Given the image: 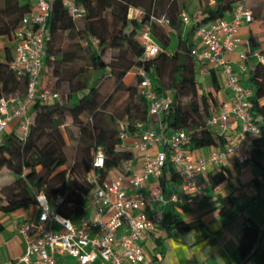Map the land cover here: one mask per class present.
<instances>
[{
    "label": "trees",
    "instance_id": "16d2710c",
    "mask_svg": "<svg viewBox=\"0 0 264 264\" xmlns=\"http://www.w3.org/2000/svg\"><path fill=\"white\" fill-rule=\"evenodd\" d=\"M240 0H205L199 16L202 20L193 23L184 33V23L180 17L184 4L180 0H76L83 9L81 20H73L63 7L61 0H52L48 31L51 40L46 49L45 69L50 68L41 82L42 90L52 81L58 88L68 85L69 93L61 103L42 104L36 102L30 106L34 117L29 137L22 141L15 131L6 134L0 142V176L5 169L11 173L13 181L0 191V213L11 214L22 209L37 206V198L45 195L49 202L62 195L64 201L56 208L58 214L78 222L89 214V201L92 192L87 175L93 166L98 152L105 157L103 177L134 159L131 151L121 148L119 128L120 119L107 112L100 90V77L108 75L115 83L114 92L125 91L129 95L126 115L121 120L129 122V133L135 132L133 124L148 122V104L139 92V81L127 84L126 78L133 73L143 55V47L138 41L142 24L129 18L131 8L144 11L147 20L151 15L166 16L171 22L172 32L154 27L153 34L163 51L148 64L152 70V80L159 93L173 92L171 109L163 117V128L167 132L186 131L190 137L192 149H206L211 146L223 147L226 140L206 127L208 116L219 107L217 97L220 91L219 76L210 70L211 85L207 95L199 97L200 82L197 78L196 63L191 56L195 45L196 31L212 21H219L229 15ZM30 5H21L19 0H0V40H12ZM254 19L257 17L253 12ZM79 38L87 42L83 48L78 44L62 48L63 35ZM176 39L172 50L171 44ZM92 40L96 46L92 45ZM5 61L0 62V99L2 97H23L27 91V79H18L10 68L11 49L6 47ZM86 52V62L82 63V54ZM108 52H115L110 61L105 60ZM62 55L61 61L52 59L53 54ZM78 60L81 64L78 65ZM77 64V65H76ZM253 95L250 99V112L261 126V135L252 141V159L263 168L264 160V65L257 64L253 77L249 80ZM169 93V92H168ZM190 98L188 104L184 99ZM64 99V97H63ZM69 114L73 125L79 129L77 154L70 170L66 153L67 140L64 135V118ZM229 175L226 172L211 176L213 187L223 184ZM166 193L174 184L181 185V178L173 165L167 161L161 178ZM264 182L255 180L258 186ZM168 191V192H167ZM169 194V193H168ZM222 213L233 210L235 202L231 197H219ZM242 236L238 246L240 263L254 250L262 234V228L254 219L242 214ZM164 227L169 231L187 233L191 226L182 219H175L172 210L166 209ZM4 230L0 223V232ZM250 262L264 264V234L257 251Z\"/></svg>",
    "mask_w": 264,
    "mask_h": 264
},
{
    "label": "built area",
    "instance_id": "2783aa9c",
    "mask_svg": "<svg viewBox=\"0 0 264 264\" xmlns=\"http://www.w3.org/2000/svg\"><path fill=\"white\" fill-rule=\"evenodd\" d=\"M73 20L83 18V9L76 0H61ZM33 7L23 17L12 36L14 52L10 68L18 79H27L25 96L0 99V136L13 126L18 137L26 141L34 117L30 106L61 103L58 91L42 90L41 75L45 70L46 49L51 40L47 25L52 0H33ZM248 0H240L232 12L219 21L201 26L195 33L191 56L195 63L207 66L223 77L231 98L222 101L206 120V127L226 140L223 147L192 149L186 131L167 132L163 117L171 109L169 93H159L152 80L148 64L160 52L161 45L154 37V27L172 32L166 16L151 15L147 20L144 11L131 8L129 18L142 24L138 41L143 55L133 72L139 81V92L148 104V122L133 124L135 132L129 133L126 120L117 122L121 148L142 154L140 171L131 172L132 161L124 162L126 172L113 177H103L105 157L98 152L87 175L92 187L87 217L77 223L58 214L56 208L64 201L62 195L52 202L45 195L37 198L41 210L36 220H26L18 229L24 243L22 256L0 264H65L68 259L75 264H142L145 261L143 242L148 233L164 224L166 209L186 202L193 205L196 195L203 192L201 178L208 173H223L230 166L246 167L252 159L253 147L249 139L261 135V126L250 112L253 90L244 83L241 72L246 64L256 58L264 65V54L241 51L239 29L254 22ZM184 25H191L190 16L182 11ZM238 53L236 63L231 59ZM236 65L238 69H236ZM235 132L234 135L232 133ZM129 137L135 139L127 145ZM181 178V185L174 186L167 194L161 185L167 161Z\"/></svg>",
    "mask_w": 264,
    "mask_h": 264
},
{
    "label": "crops",
    "instance_id": "0c3cea01",
    "mask_svg": "<svg viewBox=\"0 0 264 264\" xmlns=\"http://www.w3.org/2000/svg\"><path fill=\"white\" fill-rule=\"evenodd\" d=\"M180 1L182 4L185 3L183 11L190 16L192 21L191 25H184L183 31L185 33L191 28L193 23L203 19V17L198 14L204 7L205 0ZM210 1L213 2V0ZM19 2L21 5L29 4L30 8H32L34 4L33 0H19ZM247 5L252 12H255L257 17H255L253 23L241 25L239 29V36L242 39L240 49L245 52H260L264 54V0H248ZM1 40L3 45V58H1L2 60H0V62H4V50L8 47L10 41L8 38H3ZM194 41H196L195 37ZM176 43L177 42H175L174 47H170L172 50H174ZM73 44H78L83 48L87 47L86 41L79 38L70 39L69 33L66 32L63 35L61 47L65 49ZM92 45L96 46L94 40H92ZM13 52L14 49L11 50L12 56ZM237 58L238 53H235L231 57L235 63ZM52 59L61 61L62 55L55 53ZM77 62L78 65L81 64V60ZM257 64V59L252 58L246 64V71L241 72L244 83L250 88L249 80L253 77ZM196 66L198 68L207 67L197 63ZM207 69L208 72L202 77L205 83H201V85H208V89L202 91L203 95L209 93L211 85L209 78L210 69L208 67ZM236 69H238L237 65ZM45 71L46 74L52 73V70L49 68L45 69ZM133 77L134 72L127 76V84L133 81ZM219 79L221 88L217 97L219 103H221L222 101L229 100L231 94L224 85L223 77H219ZM12 130L13 126H10L6 134L11 133ZM234 134L235 132L232 133V135ZM64 135L66 137L65 132ZM3 136H0V142ZM134 141L135 139L133 137H129L127 145L131 147ZM252 141V138L249 139L250 145H252ZM203 152H207V149L203 150ZM141 159L142 154L138 153L135 155L130 167L131 172L140 171ZM261 164L263 168L254 161H251L244 168L238 166L228 167L226 169V173L229 175L228 179L217 187H213L210 181L211 176L215 173L210 172L203 176L201 178L203 192L196 195L193 205L182 202L178 205L169 207V210H172L173 217L175 219H182L191 226V230L184 234L176 230L169 232L163 224L159 226L156 231L148 233L143 242L145 261L142 264H239L238 246L242 236V214L254 219L260 227L264 226V182L258 186L254 184L255 180H262L263 178L264 160L261 161ZM118 172H126L124 163H122L119 168L110 171L108 177H113ZM174 186L177 185L173 184L169 188V192L167 191L169 194L173 192ZM220 196L234 199L235 205L233 210L225 214L222 213V203L219 200ZM89 212H91V209H89ZM12 215L18 217L17 212ZM0 223L4 227V230L0 232V263H6L22 256L24 253V243L18 234V229L23 223L18 222L19 224H16L17 226L12 232H6L5 230L6 226L10 227V222L7 218L4 223H2L0 219ZM65 264H75V261L68 259ZM95 264H100V262L96 261ZM247 264L254 263L249 262Z\"/></svg>",
    "mask_w": 264,
    "mask_h": 264
},
{
    "label": "rangeland",
    "instance_id": "374dc122",
    "mask_svg": "<svg viewBox=\"0 0 264 264\" xmlns=\"http://www.w3.org/2000/svg\"><path fill=\"white\" fill-rule=\"evenodd\" d=\"M175 42H176L175 39H173V43L171 47H174ZM8 47H10L11 50L13 49L11 42L8 45ZM2 51H3V45H2V40H1L0 41V60H2L1 58H3ZM114 53L115 52L106 53L105 60L109 62L111 56ZM81 57H82V63L84 64L86 62L87 53L84 52ZM195 70L197 72L198 81L200 83H205L202 77H204L205 73L208 72L207 67H203V68L196 67ZM46 71L42 73L41 81L44 80ZM209 78L211 81V76H209ZM99 83L101 84L100 90H101L103 102L104 104L107 105V112H109L116 120L123 119L126 115V109L128 105L130 104L128 93H126L125 91L114 92V89H115L114 80L111 77L109 78L107 74L102 75L100 77ZM54 84H55V81H52L49 84L48 88L52 90H57L58 92H60L64 97L63 101H65L67 94L69 93L68 85L63 83L58 88H56ZM207 89H208V85L200 84L199 97L203 96L202 91L207 90ZM168 92H169L170 98L172 99L173 92L172 91H168ZM189 101H190V98H187V99H184L182 102L184 104H188ZM116 127H118V124H116ZM64 132L66 134V139H67L66 153L68 155V164L65 166V169L70 170L75 162V158L77 154V137L79 134V129L77 126L73 125V120L69 114H67L64 118ZM13 178L14 176L11 173H9L8 170L5 169L3 175L0 176V191L4 189L7 185H9L13 181ZM40 212L41 210L39 206L37 205L29 209H22L18 211L17 212L18 217L13 216L12 215L13 213L11 214L0 213V219L2 220V223L6 221V218L8 219V221L10 222V227L6 226L5 230L6 232L7 231L12 232L16 228V226L19 224L18 222L24 223L26 220H28V218H31L32 220L37 221L40 215Z\"/></svg>",
    "mask_w": 264,
    "mask_h": 264
},
{
    "label": "water",
    "instance_id": "95a60500",
    "mask_svg": "<svg viewBox=\"0 0 264 264\" xmlns=\"http://www.w3.org/2000/svg\"><path fill=\"white\" fill-rule=\"evenodd\" d=\"M264 234V226H263V228H262V234H261V236H260V238H259V240H258V242H257V245H256V247L254 248V250H253V252L244 260V261H242L241 263H239V264H247V263H249L250 261H251V259H252V257H253V255H254V253L257 251V249H258V247H259V244H260V242H261V239H262V235Z\"/></svg>",
    "mask_w": 264,
    "mask_h": 264
}]
</instances>
